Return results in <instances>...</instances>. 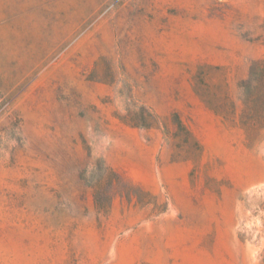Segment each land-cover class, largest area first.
<instances>
[{
  "label": "rangeland",
  "instance_id": "1",
  "mask_svg": "<svg viewBox=\"0 0 264 264\" xmlns=\"http://www.w3.org/2000/svg\"><path fill=\"white\" fill-rule=\"evenodd\" d=\"M0 264H264V0H0Z\"/></svg>",
  "mask_w": 264,
  "mask_h": 264
},
{
  "label": "trees",
  "instance_id": "2",
  "mask_svg": "<svg viewBox=\"0 0 264 264\" xmlns=\"http://www.w3.org/2000/svg\"><path fill=\"white\" fill-rule=\"evenodd\" d=\"M262 63H254L252 66H251V72H250V77L251 79H254V71H255V68L258 67L259 65H261ZM246 87L243 85V88ZM173 119L175 120V123L177 125V127L179 129H182L184 131H187L182 123V121L180 120V118L178 117V115L176 114H173ZM129 125H133V126H143V127H150L154 124V117L152 116V114L150 113H147V120H144L142 122H134V121H129L127 122Z\"/></svg>",
  "mask_w": 264,
  "mask_h": 264
},
{
  "label": "crops",
  "instance_id": "3",
  "mask_svg": "<svg viewBox=\"0 0 264 264\" xmlns=\"http://www.w3.org/2000/svg\"><path fill=\"white\" fill-rule=\"evenodd\" d=\"M166 165H168V167H171V165H173V164H171V163H167ZM188 163L187 162H184V170H183V173L184 174H186V170L188 169ZM169 176V175H168Z\"/></svg>",
  "mask_w": 264,
  "mask_h": 264
}]
</instances>
